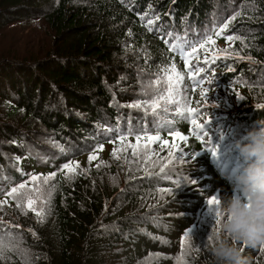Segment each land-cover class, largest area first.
Listing matches in <instances>:
<instances>
[{
	"label": "trees",
	"instance_id": "trees-1",
	"mask_svg": "<svg viewBox=\"0 0 264 264\" xmlns=\"http://www.w3.org/2000/svg\"><path fill=\"white\" fill-rule=\"evenodd\" d=\"M29 12L49 34L24 38L25 56L0 53V264H213L208 200L246 199L235 146L264 121V0H0V43L11 45L9 31ZM42 43L47 50L34 53ZM173 44L195 49L191 61ZM173 66L183 76L178 103L161 100L154 116L147 105L167 97ZM140 85L149 95H135ZM214 90L233 98L229 108L199 111L200 95ZM187 108L202 126L211 118L202 136ZM137 136L133 155L125 146ZM66 163L79 164L72 178ZM107 169L128 185L99 180ZM21 183L16 198L7 195ZM28 197L47 220L31 238L8 220L13 209L39 221ZM245 254L264 264L261 250Z\"/></svg>",
	"mask_w": 264,
	"mask_h": 264
},
{
	"label": "clouds",
	"instance_id": "clouds-1",
	"mask_svg": "<svg viewBox=\"0 0 264 264\" xmlns=\"http://www.w3.org/2000/svg\"><path fill=\"white\" fill-rule=\"evenodd\" d=\"M244 140L235 146L246 164L236 180L246 199L230 195L216 206L220 223L210 235L213 264H253L245 249L264 250V121Z\"/></svg>",
	"mask_w": 264,
	"mask_h": 264
},
{
	"label": "rangeland",
	"instance_id": "rangeland-1",
	"mask_svg": "<svg viewBox=\"0 0 264 264\" xmlns=\"http://www.w3.org/2000/svg\"><path fill=\"white\" fill-rule=\"evenodd\" d=\"M31 12L24 14V16L27 18H24L25 21H20L21 23H27L24 26H17V28L13 31H9L8 35H9V40H10V46H7L5 43H0V53H6L5 57H11V58H15L18 54L25 56L24 54V49H25V39L24 38H29L31 36L35 37L36 39H40L41 41L43 40V38L46 37V35L49 34L48 32V28H46V24H44L43 21H39L38 19L32 20L31 17ZM18 39H21V44L20 45H16V42ZM37 41V40H36ZM36 44H38V42H36ZM47 50V47L45 44H41L40 46L36 47V49L34 50V53H40V52H44ZM214 67L211 69L210 74H212V77L214 79H216V74H214ZM222 74L219 73V75ZM147 85L149 91L151 92H156V88L154 87V85L150 82V81H146L143 84ZM207 86V88H210L211 85H205ZM140 88H138V91L135 92V95H140L141 90H143L144 92L147 93V95H149V92L144 90L143 87L140 85ZM201 93V92H200ZM197 93V94H200ZM200 103L198 104L199 108L198 110L201 111V109L207 110L210 109V105L215 106V107H220L222 109H228L229 105L231 104V102L233 101V98L231 96H227V93L224 92L223 90L221 91H217L214 90L212 92V94H209L208 92L203 93L200 95ZM211 103V104H210ZM261 106V105H260ZM258 106V107H260ZM223 110H219L218 113H220ZM225 113V112H224ZM203 126L208 125L209 122H211V118L209 120V118L204 117L203 119ZM38 128H41L40 126H38ZM41 131H43L41 129ZM40 137H44V136H40ZM39 137V138H40ZM99 180H105V183L107 185L113 186V187H117V186H123V185H128L127 179H126V175H122V174H116L113 175V169H107V170H103V173L101 176H99ZM21 201V200H20ZM38 217H36V219L33 218V220H28V218L26 217V215L19 210L17 213L13 210L10 209L8 210V220H14L17 221L19 223V229L21 231L22 234H27L30 238L31 236H35L36 233L31 232L30 228L32 225H41L42 223L45 225V223L47 222V220L42 217L39 218V221L37 220ZM42 219V222H41ZM49 225V224H48ZM164 230H168V228L163 225L162 226ZM2 230V226H0V232ZM9 252L12 254L13 253V248L11 247V245H9ZM245 252L248 254H252L253 249H245ZM0 253H3V250L0 251Z\"/></svg>",
	"mask_w": 264,
	"mask_h": 264
},
{
	"label": "snow or ice",
	"instance_id": "snow-or-ice-1",
	"mask_svg": "<svg viewBox=\"0 0 264 264\" xmlns=\"http://www.w3.org/2000/svg\"><path fill=\"white\" fill-rule=\"evenodd\" d=\"M74 2H75V0H74ZM238 14L239 13H237V15ZM235 18H236L235 16L232 17L233 20ZM141 19H143V17H141ZM148 23L150 24V23H152V21L150 20V21H148ZM227 26H228L227 24H224L222 28L217 29L216 34L218 35V34L222 33L224 31V29L227 28ZM149 30H151V29H149ZM210 39L211 38L209 37V40ZM226 39L233 40V39H235V37L228 36V37H226ZM165 42H167V41H165ZM211 42L212 43H215V41H211ZM171 47L173 49H179L180 50V54L184 58V60H185L186 63L191 61L192 55L195 53V49H193V53H187L179 45H176V44L171 45ZM205 62L207 63V61H205ZM196 71H203V69L198 68V69H196ZM182 80H183V76L180 73L176 72L174 66L172 67L170 74L169 73H166V82L168 84V95H167V97L161 96V97H159V99L154 100L151 104H148L147 105V108L148 109H151V112H152V114L154 116H159V113H158L157 109L160 107V101L161 100L165 101L166 104L178 103V101L176 100V96L174 94V90H175V86L180 81H182ZM158 83L159 82H157V84ZM129 107H133V108H144L145 106L142 105V104H140V103H136V104H133V105H129ZM163 110L165 112H167L168 111V108L167 107H164ZM186 113L189 114V115H191V117H192L191 123L193 124L194 131H196L198 135L202 136L201 135V132H202L203 126L201 124H198L197 123V114L195 113V111L193 109H191V108H187L186 109ZM180 114L181 115H184L185 112L182 111ZM176 135L180 139H183V137H180L179 133H176ZM120 139H121V141H123L124 139H126V137H123L122 136V137H120ZM136 139H137V144L136 145L128 144V145L125 146L126 148H132L133 155H135L136 152H137V149L141 147V145L139 143L141 137L140 136H137ZM148 140L150 142H158L160 140V138H159V136H149L148 137ZM162 143H167V142L164 141ZM143 147L144 148H147V145H143ZM173 147H175V146L173 145ZM97 150H102V147L99 148V149H97ZM122 150H124V148L120 149V151H122ZM61 151H63V148H61ZM113 155L116 158H119L118 155H117V152L114 151L113 152ZM89 159H90V162H91V160L97 159V157L93 155V156H90ZM78 168H79V164L78 163L75 164V165H73L72 163H66L65 165H63V167H62L61 170L62 171H65L66 170L67 173L69 174V178H72V176L74 174H76ZM54 177H55V173H53V174H51V175H49L47 177H39V176L33 175L31 177V182L39 183V182L42 181L43 183H47L49 180L54 179ZM175 183H176L177 187L180 186V182L179 181H176ZM25 187H26V185L24 183H21L18 186V188L17 187H13L11 189V191L7 193V195L13 196V198H16L15 197V194L18 193L20 191V189H24ZM35 203H36V201H34L31 197H28V208L30 210L34 211L37 216H39V217L42 218L43 217V212H42V210H38V209L35 208V206H34ZM219 203H220V200L217 199L216 197H212V198H210L208 200V204L210 206V210H214L215 211L216 206H218ZM215 216H216V225H218L220 223V217L218 215H215ZM41 222H42V219H41ZM208 241H210V237H209ZM207 246L208 245L206 244L204 247H207ZM6 247H7V244L4 242L3 238H0V251H2ZM261 251L264 252V250H261Z\"/></svg>",
	"mask_w": 264,
	"mask_h": 264
}]
</instances>
